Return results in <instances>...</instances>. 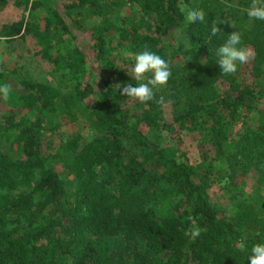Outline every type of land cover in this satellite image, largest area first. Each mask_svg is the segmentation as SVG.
<instances>
[{
    "label": "trees",
    "instance_id": "obj_1",
    "mask_svg": "<svg viewBox=\"0 0 264 264\" xmlns=\"http://www.w3.org/2000/svg\"><path fill=\"white\" fill-rule=\"evenodd\" d=\"M48 1L57 27L73 39L72 49L52 55L44 40L46 27L29 22L16 25L13 34L21 30L40 39L43 57L74 75L71 93L76 100L94 94V74L99 90L87 116L95 135L81 142L75 136L63 145L71 158L67 169L72 180L61 179L46 166L38 136L40 115L54 110L57 90L0 68V85L12 84L16 109L35 113L27 118L12 108L0 115V138L15 154L0 150V264H249L252 245L264 242V203L256 207L241 201L232 216L221 215L211 201L201 162H188L171 141L158 145L140 127L176 124L192 130L209 122L212 157H226L230 169L241 174L252 167L259 181L264 178V124L242 133L233 145L223 143L216 128L221 111L238 106L254 108L264 117V90L240 76H264V21L247 17L244 9L251 0H193L206 13L203 24L185 22L179 7L189 0H135L139 18L152 15L164 31L182 27L190 45L165 53L145 25L135 22L119 30L118 43L126 41L136 54L147 47L169 61L172 70L167 85L156 93L164 102L154 99L129 115L123 109L127 97L121 96L103 62V33L109 23L103 19L80 32L85 37L80 48L76 22L67 23L57 12L85 7L100 14L106 0ZM219 18L233 21L242 33V46L253 52L232 75L220 72L215 52L236 29L221 24L224 34L211 36V24ZM137 83L129 78V84ZM166 103L168 122L162 117ZM71 183L74 191L68 189ZM189 216L204 229L199 237L190 234Z\"/></svg>",
    "mask_w": 264,
    "mask_h": 264
},
{
    "label": "rangeland",
    "instance_id": "obj_2",
    "mask_svg": "<svg viewBox=\"0 0 264 264\" xmlns=\"http://www.w3.org/2000/svg\"><path fill=\"white\" fill-rule=\"evenodd\" d=\"M106 1L101 6L100 14H96V10L85 7L62 8L57 12L67 23L76 22L75 27L78 28L74 33L79 34L76 35V46L80 48L85 47L83 42L85 37L80 35V32L98 25L103 19L109 23V30L103 33L105 43L102 48V57L103 62L107 64L110 79L116 85L122 87L125 83L129 84L131 68L136 55L130 52L126 41L118 43L120 29H125L135 22L145 25L144 29L158 38L165 53L180 52L189 47V38L182 27L164 31L156 26L152 15L139 18L138 3L134 2L135 0ZM193 4V0L187 2L190 7H196ZM52 11L53 6L48 0H0V68L18 78L48 84L57 90L58 98L54 103V110L48 113L43 112L40 115L41 128L38 136L43 147L46 166L54 170L61 179L68 181L72 180L67 169L71 158L64 153L63 145L75 136L80 142L90 141L94 137L95 128L88 120L87 113L99 90L97 78L91 74L90 81L95 90L94 94L84 100H76L71 93L74 75L68 69L57 67L43 57V45L40 39L30 33H23L21 30L13 34L16 25L22 28L25 22H29L31 25L36 24L40 29L46 27L49 33L45 35L44 40L50 47L49 52L52 55L72 49L73 39L69 34L61 33ZM4 25L8 28L4 29ZM176 61L180 62L179 58H176ZM244 74L240 76H244L264 90V76L251 77ZM4 83L10 85L11 89L13 88L10 82ZM13 95L12 89L9 100L1 99L0 115L13 108L19 116L34 117L35 113L32 111L16 109ZM123 109L125 115H129L140 112L142 105L126 98L123 101ZM220 116L221 122L216 125V128L221 141L227 145H233L242 133L255 130L264 124V117L259 115L254 108L245 109L238 106L234 109L222 110ZM162 117L164 121H169V103L163 105ZM210 124L208 122L192 130H182L176 124L163 129H151L145 126L140 128L158 145H163L168 141L175 143L188 162H201L203 169L208 172L206 182L211 201L221 215L232 216L241 201L259 207L264 203V178L259 181V172L252 167L243 174L237 170H231L226 157L214 159L212 157L213 145L210 141ZM0 150L11 157L15 155L13 148L3 138H0ZM68 189L74 191V183L68 184Z\"/></svg>",
    "mask_w": 264,
    "mask_h": 264
},
{
    "label": "clouds",
    "instance_id": "obj_3",
    "mask_svg": "<svg viewBox=\"0 0 264 264\" xmlns=\"http://www.w3.org/2000/svg\"><path fill=\"white\" fill-rule=\"evenodd\" d=\"M180 13L183 15L187 24L205 23L206 13L198 7H190L187 4H181ZM250 20L264 21V0H251L250 6L244 9ZM227 24L236 29L230 34L223 44L215 52L216 63L219 65L220 72L224 75H232L237 71V64H245L253 57V52L242 46V33L237 30L236 24L229 19H217L212 22L210 35L220 37L224 31L218 25ZM172 76L170 62L166 61L155 52L149 51L147 47L134 57V64L131 68V78L138 82L133 86L125 83L122 87L116 85L120 90L121 96L130 98L140 104H146L154 99L158 104L164 102V98L156 99V93L162 90ZM11 86L7 83L0 85V99L7 101L11 96ZM191 224L190 234L193 238L199 237L204 229L200 228L193 217H187ZM245 244L241 243L240 248L243 251ZM248 256L249 264H264V242H257L252 245Z\"/></svg>",
    "mask_w": 264,
    "mask_h": 264
}]
</instances>
